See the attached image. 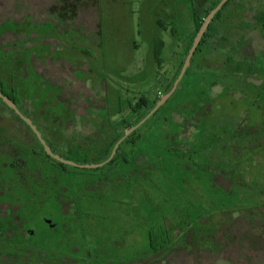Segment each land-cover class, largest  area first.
Listing matches in <instances>:
<instances>
[{
  "label": "rangeland",
  "instance_id": "1",
  "mask_svg": "<svg viewBox=\"0 0 264 264\" xmlns=\"http://www.w3.org/2000/svg\"><path fill=\"white\" fill-rule=\"evenodd\" d=\"M215 1L0 0V51L6 50L0 53V88H14L25 111L20 105L19 109L31 114L36 112L35 99L44 98L46 83H52L59 90L58 100L68 99L73 114L66 120L60 116L57 133L48 132L47 124L37 118L47 142L64 156L74 157L76 153H67L66 148H89L102 133L103 149L107 138L120 131L94 133L96 124L119 117L120 104L128 100L133 104L141 95L151 104L170 87L195 34L192 10L203 15ZM261 5L264 0L231 1L229 25H217L219 34L209 43L210 51L202 57V47L190 74L110 165L78 168L35 158L31 172L42 179L53 177L57 187H66V192L58 191L60 199L67 200L60 214L70 210L65 219L59 216L51 198L45 197L50 191L38 190L34 202L43 204L32 216L41 229L35 241L50 236L54 257L66 258L62 264H264V238L255 226L264 233V205L253 208L255 197L264 198L256 194L264 188V32L257 26L239 28L240 21L254 22V7ZM158 17L167 27L173 22L178 34L174 40L162 32L166 46L160 51L161 63L152 56ZM184 34L183 52L175 45ZM227 56L252 60L259 67L252 76L231 74L228 81L222 78L214 84L211 75L225 74ZM174 65L170 81L161 85ZM0 115L10 120L12 128L24 129L1 100ZM162 131L176 144L183 141L184 152L155 159V147L143 142L155 141ZM201 133L227 143L231 135L230 146L216 150L221 161L214 152V158L204 163L194 148L187 150L188 142L198 141ZM176 144L174 148L179 147ZM11 146L28 151L14 140ZM123 156L132 163H125ZM229 187L230 192L223 191ZM43 213L58 223L54 231L41 224ZM164 232L172 236V248L151 253L150 238L159 247ZM211 234L219 246L217 253L207 248ZM188 237L205 247L191 246L192 242L186 247Z\"/></svg>",
  "mask_w": 264,
  "mask_h": 264
},
{
  "label": "flooded vegetation",
  "instance_id": "2",
  "mask_svg": "<svg viewBox=\"0 0 264 264\" xmlns=\"http://www.w3.org/2000/svg\"><path fill=\"white\" fill-rule=\"evenodd\" d=\"M164 20L165 19L161 17H158L154 20V30L156 27L158 33L155 34L153 33L152 56L155 59V62L157 63H161V59L160 57L159 59L156 58V49L159 48L160 49L159 51H161V48L166 46V42L161 37L162 32L167 33V35L173 37L174 40H176L175 37L176 35H178L174 23L172 22V24L171 25L169 24V27H167V24L164 23ZM186 41H187L186 34L181 35L180 38L178 39V44L175 45V47L179 46L180 50L184 52L186 50ZM134 47L138 48L136 43L134 44ZM198 49H199V45L194 53V56L197 52H199ZM4 52H6V50H1L0 51L1 55ZM21 62H23V59H21ZM175 67H176L175 65L173 67L172 66L169 67L170 71L165 73L163 79L164 81L161 82L162 83L161 85L164 86L165 84L166 85L168 84L171 78L170 74H173ZM35 74L39 75L41 80L43 79V76L41 74L39 73H35ZM46 84L48 90L45 92V95H43L44 98L39 96V98L35 99V108H34V110L36 111L35 113L28 114L24 112L25 111L24 107L20 104L21 101L19 100L18 96H17L18 102L12 99L11 100L15 102L18 110L24 116L29 118L31 122L35 125L36 129L40 132L41 137L50 147L51 151L55 154H58L56 153L58 151L52 146L53 143L52 144L51 142L48 143L47 139L43 136L41 130L44 131V129L39 119L42 121L43 124H47L46 130L48 132L57 133L59 132L58 130H56V127L58 126L57 122L63 120V118H60V116H64V120H66V118L67 119L72 118L73 112L71 113L70 112L71 110L67 108L68 99L64 101L58 100L59 90L57 89V87L53 88L52 83L50 85H48V83ZM180 85L181 84L179 82L178 86ZM40 87L38 88L39 92L40 90L42 91V87L41 88ZM13 89L14 88H10L8 89V91H11ZM2 90L3 88H0V92L4 93ZM0 100L2 104H4L10 111H13L3 102L2 99ZM19 105L22 107L24 111L19 109ZM67 111L68 113H66ZM13 115L18 120V122L21 123L22 126L24 125L23 126L24 129L20 130V129L12 128L13 125L10 124V120L0 115V253H1L0 256L2 257L5 256V254L2 253L1 250L8 248H24L27 245L36 244L40 242V240L42 239V238L38 239L37 241L34 240L36 235H38L39 232L41 231V229H39L40 225H38L32 219L33 218L32 216H35L34 212L39 211V207H42L43 204L42 201L34 202L38 197V195L36 196L37 191L43 190L42 193L44 194L45 193L48 194V191H50L49 195H45V197L51 198L52 200L51 203L54 207V210L58 212L59 216L60 215L63 216L62 215L63 213L60 214L61 212H63L62 202H67V200L60 199L61 195L59 194L58 191L66 192L68 190L66 187L65 188L61 186L57 187L58 185L57 181L53 177H45L44 179H42L41 174H38L35 170L33 173L31 172L33 170L32 165H34L35 158L41 157V159H43L44 157V154L42 153L41 150V148L43 149V146L36 137L34 131L29 127V125L14 111H13ZM37 118L39 119L37 120ZM34 121H36V123ZM48 124L50 126H48ZM17 126L15 125V127ZM94 133L99 134L100 132L96 131ZM101 135L102 133H100L98 136ZM31 139H33L34 141L33 143L35 144L31 143ZM13 140L20 142L22 145L28 146V151L26 150L25 152H21L18 147L11 146V142ZM26 156L29 158V160H26ZM44 159L49 160L46 157H44ZM56 162L57 163L51 161V163L55 165H58V163H60L58 161ZM60 164H63L65 166L67 165L64 163H60ZM70 167H74V166H70ZM27 171L31 172L32 175L29 178H26ZM69 212L70 210L64 212L65 216L63 217L66 218V216H69L70 214ZM40 219H41L40 220L41 224L45 223L47 225L48 230L54 231L58 226V223L52 222L51 215H49V213L41 214ZM60 225L62 226L63 229L65 227V221H63Z\"/></svg>",
  "mask_w": 264,
  "mask_h": 264
},
{
  "label": "trees",
  "instance_id": "3",
  "mask_svg": "<svg viewBox=\"0 0 264 264\" xmlns=\"http://www.w3.org/2000/svg\"><path fill=\"white\" fill-rule=\"evenodd\" d=\"M95 4L98 2V0H92ZM221 0H216L215 2H213L209 7H207L206 9L203 10V15H198L196 13V8H194L191 12V18H192V22L194 24V31L196 33V31L198 30V28L200 27L203 18L207 15V13H209L216 5H218V3ZM232 0H228L219 11H217L214 14V17L208 27V29L205 32V35L203 36L200 44H199V52L201 51L202 47H205V49L202 52V57L205 55V53L210 51V42L212 41V39L214 37H216L219 34L218 31V27L217 25H229V20L232 17V12L233 10H227L230 3ZM236 11V9L234 10ZM253 23L250 22H246V21H240L239 24V28L240 29H244V27H253V26H257L260 28V30H262L264 32V5L261 6H255L254 7V13H253ZM98 22H99V18H98ZM195 35V34H194ZM221 40L225 41L227 40L225 35H221ZM220 41V40H218ZM191 43V42H190ZM240 43V41H239ZM190 46V44H189ZM189 46L187 47V51L189 49ZM160 49L157 48L156 49V58L161 59L160 56ZM187 54V52L185 53V55ZM198 54V52L195 54V56H193L190 66L187 69L186 73H185V77L188 76L190 74V67L192 66V63L196 57V55ZM184 55V58H185ZM264 59V58H263ZM262 60L263 64H264V60ZM183 64V60L180 63L179 67H178V72L176 73V77L174 78L173 82L171 83V85L173 86L179 72L180 69L182 67ZM225 74L228 75H222V74H215V75H211L213 78V83L217 84L219 83V81L222 78L227 79V81L229 79H231V74H238V75H247V76H252L253 74L256 73V70L258 69L257 65L254 64V61L252 60H245L243 59H235L233 56H227L225 62ZM183 76V77H184ZM226 81V80H225ZM247 83V82H245ZM250 84V83H249ZM170 85L169 88H171L172 86ZM253 85V84H252ZM255 86V85H253ZM169 88H167V90H164L163 94L169 91ZM6 95H8V97L16 102H18V97L17 95H15V89L11 90V91H4L2 90ZM160 97V96H159ZM159 97L154 100L151 104L148 103V98L145 97L144 95H141L139 97V99L135 102V103H131V101H127L128 104L122 103L120 104V108L117 111V114H119V117L117 118H107L105 119V122L103 124H96L95 128L98 129V131H104V130H113V131H120V134H116L112 137V138H107L108 141H105V145L103 146L102 149V135L101 136H97V140L95 141V144L93 146H90L89 148L83 149L82 146H79V150L78 149H74L72 147L66 148V151L68 153V151H70V153L75 152V156L73 157H69V156H64L63 154H61V152H56L59 155L72 160V161H76V162H80L83 164L86 163H101L104 160H106L111 153V150L114 146V144L124 136L125 131L132 125L137 124L140 120H142L148 113L149 111L153 108V106L155 105V103L159 100ZM202 102V100H201ZM163 107L160 106L157 111L150 116L139 128L135 129L134 131H132L128 136H126L120 143L119 147L116 150L115 155L112 157V159L105 165H110V163H112L113 161H115L119 156H121V150L123 145L128 144L131 142V139L134 135H136L140 129L144 126H146L150 120L161 110V108ZM13 112V111H12ZM226 131H223V133H225ZM178 134V133H177ZM176 134V135H177ZM160 137L155 138V141H151V139H145L146 141L143 142V144H149V145H153L154 148V156L155 159L162 160V158L164 157V155H166L167 153H171L173 152V154L179 155L180 152H184L185 148L183 146H185L186 144H183L184 142L181 140H178V144L175 143V139L172 137V135L170 134H166L163 131L161 132V134L159 135ZM228 143L226 139H213L212 136H206L204 133H201V135L196 138L198 141H190L188 142L189 146L187 147V150H190L192 148H194V151H197V154L200 157V161L206 163L208 162V160H212L214 158L213 153H216V150H226V147H229V140H231V135L229 134L228 136ZM202 138V139H201ZM110 139V140H109ZM173 143L176 144L179 147L174 148L173 147ZM104 144V143H103ZM182 145V147H181ZM93 148V150H91ZM229 149V148H228ZM42 153L44 154V157L48 158L49 160L57 163L54 159H52L51 157H49L44 150L41 148ZM86 150V151H84ZM93 152V156L91 157V154ZM102 152H104V154L102 155ZM95 154V155H94ZM219 161H221L222 156L220 154L215 155ZM233 156V154H232ZM122 160L125 163H132L130 158H127L125 156L122 157ZM199 160V158H198ZM58 165H62L65 166L63 164L58 163ZM67 166V165H66ZM101 168V167H98ZM227 174L229 175V177L231 178V174H233V168L230 167L227 170ZM234 175V174H233ZM232 181V180H231ZM221 188V187H220ZM223 189V188H222ZM226 192H230V187L228 189H223V191ZM256 194L262 195L264 194V188L261 190H259V192H256ZM257 200L255 201V204L253 206V208H256L257 210L259 208H261L264 205V198L263 199H258V197H255ZM234 211V210H233ZM220 213H229L227 211H220ZM254 218V217H253ZM65 219V218H64ZM250 223L252 222V219L249 220ZM207 223V222H206ZM206 223L204 225H206ZM213 224V223H212ZM66 225V222H65ZM216 225V224H215ZM255 225V224H254ZM256 229L259 230V236L264 238V233L262 230L259 229V227L257 225ZM217 227V225H216ZM175 231V230H174ZM218 231H219V235L222 236V238L224 237L223 234L220 232V229L218 227ZM166 235H161L159 236V247L155 246L156 242H153V237L150 238V251L151 253L157 254L160 253L162 251H165L167 249H170V245L172 244V236L170 234H168L167 232H164ZM170 233H173L170 232ZM174 233H177V231H175ZM152 235V234H151ZM150 235V236H151ZM208 236V235H206ZM50 236H42L40 242L36 243V244H32V245H27L24 248H8V249H4L1 250L2 253L5 254V256H0V264H62V262L66 261V258L61 257L56 259L54 257V255L52 254V249L50 248L49 243L52 242L51 238H49ZM213 238H215V235H210L209 239L211 241V246H208L207 248L213 252H218L219 251V246L217 247L215 245V239L213 240ZM187 244L189 242H192L191 246H196L197 248L199 246L205 247L204 245H199L195 243V240L190 239V237H188L187 239ZM203 240V237L202 239ZM252 242V241H251ZM188 248H190V245L188 244V246H186ZM172 248V247H171ZM221 248V247H220ZM41 255L38 260L36 259V256Z\"/></svg>",
  "mask_w": 264,
  "mask_h": 264
},
{
  "label": "water",
  "instance_id": "4",
  "mask_svg": "<svg viewBox=\"0 0 264 264\" xmlns=\"http://www.w3.org/2000/svg\"><path fill=\"white\" fill-rule=\"evenodd\" d=\"M228 0H221L218 5H216L209 13H207V15L203 18V21L200 25V27L198 28V30L196 31L194 38L192 40L191 46L187 52V54L185 55L182 67L180 69V72L173 84V86L171 87V89L160 95L159 100L155 103V105L153 106V108L149 111V113L142 119L140 120L137 124L130 126L124 133V136L122 138H120L113 146L110 156L104 160L101 163H87V164H80L77 162H74L72 160H68L65 159L64 157L55 154L51 151L50 147L46 144V142L44 141V139L41 137L40 132L36 129L35 125L31 122V120L29 118H27L26 116H24L16 107V104L14 101H12L7 95H5L4 93L0 92V99L3 100V102L10 107L16 114H18L28 125L29 127L34 131L36 137L38 138V140L40 141V143L43 146V149L45 150V152L52 157L53 159H55L56 161L60 162V163H64L67 164L69 166H74V167H79V168H98L101 167L105 164H107L112 157L115 155L117 148L119 147L121 141L128 136L132 131H134L135 129L139 128L150 116H152L157 109L162 106L167 99L173 94V92L175 91V89L178 87L179 82L181 81V79L183 78V76L185 75L187 69L190 66L191 60L194 56V53L198 47V45L200 44L203 36L205 35L206 30L208 29L214 14L219 11L221 9V7L227 2Z\"/></svg>",
  "mask_w": 264,
  "mask_h": 264
}]
</instances>
